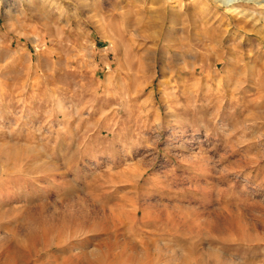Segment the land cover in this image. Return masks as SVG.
<instances>
[{
  "label": "rangeland",
  "instance_id": "1",
  "mask_svg": "<svg viewBox=\"0 0 264 264\" xmlns=\"http://www.w3.org/2000/svg\"><path fill=\"white\" fill-rule=\"evenodd\" d=\"M6 145L97 224L64 203L50 238L0 230V264H264V0H0Z\"/></svg>",
  "mask_w": 264,
  "mask_h": 264
},
{
  "label": "bare ground",
  "instance_id": "2",
  "mask_svg": "<svg viewBox=\"0 0 264 264\" xmlns=\"http://www.w3.org/2000/svg\"><path fill=\"white\" fill-rule=\"evenodd\" d=\"M220 1L226 2L230 0H220ZM219 57L220 56H217V58ZM41 155L42 153H40L39 151L37 152L35 149L31 147H22L18 145H6V146L0 147V164H3V165L13 164L14 165L13 171L6 173L8 174L9 184H6V185L0 184V230L6 231L7 233L10 234V237H14V238L18 236L17 231L21 229L25 231L24 232L25 235L29 238H37V239H39L40 237L50 238L51 235H55L54 233L56 232V230L58 229L60 230V228L63 229V227H66L67 224L70 223L72 220L75 221V219L71 218L70 216L72 215L76 217L75 214H72L69 210L68 212H65L62 209V205L64 203H67V206L71 208L76 207V206L82 207L81 209H83L84 211H83V214L78 216L79 217L78 219H80L79 223L80 225H84V227H86V230L88 232L94 231L95 225L97 223L95 222L90 225V220H89L90 217L88 215V212L86 211L84 201L82 202V201L73 200L70 198V199L60 200L58 202H55L54 204H51L48 201L49 200L48 193L36 194L34 192L33 185H32L33 183L31 182V179H32L31 176L35 174L48 175L52 172L51 171L52 163L51 164L35 163V160L40 159ZM23 164H25L24 166H26L27 164L26 169L22 168ZM63 176H61V178L64 180L65 177ZM10 184L19 185L20 189L18 190V192H15L16 190L14 191V188H12ZM25 185L27 187V191L23 190V186ZM12 197H14L13 200H12ZM22 202L24 203V206L19 207L18 204ZM52 205H53V208L55 209V212L49 211V208ZM108 210L110 214L108 216H105V220L107 222L108 221L113 222L115 220L114 218H117L118 221H122V220L125 221L126 219L130 217V214L124 209L116 210L115 208L110 207L108 208ZM24 212L25 214H22ZM138 213H139V209L136 210L135 213L133 214V217H131V220H133V223ZM75 225H76V221H75ZM130 228L132 229V226ZM114 230L116 229L114 228ZM128 230L130 229H127V231ZM190 230L192 229L189 228V231ZM146 252H148V249L145 250V253Z\"/></svg>",
  "mask_w": 264,
  "mask_h": 264
}]
</instances>
